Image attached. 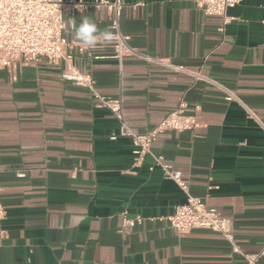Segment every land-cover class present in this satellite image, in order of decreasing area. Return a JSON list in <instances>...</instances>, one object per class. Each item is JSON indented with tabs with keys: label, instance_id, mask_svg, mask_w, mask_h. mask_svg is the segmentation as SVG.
<instances>
[{
	"label": "crops",
	"instance_id": "obj_1",
	"mask_svg": "<svg viewBox=\"0 0 264 264\" xmlns=\"http://www.w3.org/2000/svg\"><path fill=\"white\" fill-rule=\"evenodd\" d=\"M123 2L121 30L132 46L202 79L138 57L119 64L102 36L80 53L74 23L90 17L109 32L106 8L67 18L78 68L102 95L123 98L138 133L182 100L197 127L160 135L136 164L130 138L110 139L120 122L87 89L61 79L64 64L42 59L0 70V203L7 212L0 264H244L220 234L182 235L161 220L187 198L153 156L189 182L192 197L230 220L244 252L264 249V0H242L223 30L222 17L205 16L187 0ZM225 89L242 104L227 101ZM124 213L142 223L126 225Z\"/></svg>",
	"mask_w": 264,
	"mask_h": 264
},
{
	"label": "built area",
	"instance_id": "obj_2",
	"mask_svg": "<svg viewBox=\"0 0 264 264\" xmlns=\"http://www.w3.org/2000/svg\"><path fill=\"white\" fill-rule=\"evenodd\" d=\"M205 16H218L224 19V27L233 21L229 11L237 7L242 0H187ZM92 8H106L110 14L111 41L102 42L111 45L113 54L109 57L122 63L125 57H138L151 64L186 73L196 79H202L199 73L173 64L164 58L151 57L131 45V36L121 30V19L124 9L123 0H0V70L13 71L18 65L37 64L44 59L51 65L64 64L61 79L77 87L87 89L96 105L107 109L120 122L119 133L112 134L111 140L130 138L134 145L136 164L152 154V145L160 135L166 132H188L197 127V117L191 112L185 101L167 114L158 124L144 133H138L127 123L124 116L122 97L109 98L102 95L91 74L83 73L75 62V55L70 50L73 44L66 37L67 18L73 19L77 12ZM264 23V20H263ZM83 53L88 48L77 46ZM227 101L242 102L231 91L226 90ZM246 107V106H245ZM247 108V107H246ZM199 108H197V111ZM264 127V126H263ZM154 162L164 171L165 178L174 181L186 195V202L175 207L174 213L162 218L178 234H187L194 230H208L220 234L232 248V253L244 259V264H260L264 258V249L258 253H246L236 243L231 222L218 210L209 208L202 199L189 194V182L170 168L161 156H153ZM20 178L26 177V171L16 172ZM5 207L0 203V221L6 218ZM124 223L136 227L142 223L141 217L129 219L124 213Z\"/></svg>",
	"mask_w": 264,
	"mask_h": 264
},
{
	"label": "clouds",
	"instance_id": "obj_3",
	"mask_svg": "<svg viewBox=\"0 0 264 264\" xmlns=\"http://www.w3.org/2000/svg\"><path fill=\"white\" fill-rule=\"evenodd\" d=\"M74 34L78 40L89 47H95L100 36H103L105 41L112 39L111 33L101 32L97 23L90 17H83L78 24L74 23Z\"/></svg>",
	"mask_w": 264,
	"mask_h": 264
}]
</instances>
